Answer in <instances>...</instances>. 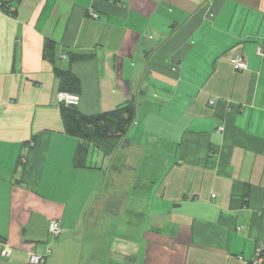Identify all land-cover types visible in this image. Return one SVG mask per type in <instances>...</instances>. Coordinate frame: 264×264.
Returning a JSON list of instances; mask_svg holds the SVG:
<instances>
[{
    "label": "crops",
    "instance_id": "obj_1",
    "mask_svg": "<svg viewBox=\"0 0 264 264\" xmlns=\"http://www.w3.org/2000/svg\"><path fill=\"white\" fill-rule=\"evenodd\" d=\"M262 43L264 0H0V264H248L264 235ZM56 68L86 115L136 103L118 148L91 146L82 167Z\"/></svg>",
    "mask_w": 264,
    "mask_h": 264
},
{
    "label": "trees",
    "instance_id": "obj_2",
    "mask_svg": "<svg viewBox=\"0 0 264 264\" xmlns=\"http://www.w3.org/2000/svg\"><path fill=\"white\" fill-rule=\"evenodd\" d=\"M53 50L54 43L47 41L45 57L52 62H54ZM70 59L71 62H75L84 59V57L71 55ZM55 74L60 82V92L79 96L80 81L71 70L60 71L56 68ZM60 114L66 134L82 141L75 158V165L82 167L91 146L97 148L105 146L108 153H112L118 148L120 143L118 141L124 138L135 121L136 103L135 100H131L115 110L96 115H86L78 106H67L62 103L60 104Z\"/></svg>",
    "mask_w": 264,
    "mask_h": 264
},
{
    "label": "built area",
    "instance_id": "obj_3",
    "mask_svg": "<svg viewBox=\"0 0 264 264\" xmlns=\"http://www.w3.org/2000/svg\"><path fill=\"white\" fill-rule=\"evenodd\" d=\"M91 15L95 18L98 17V15L95 12H91ZM257 54L260 57H264V43H262L257 50ZM232 65L234 66L235 70L237 71H247L248 70V64L245 61V59L241 55H233L231 58ZM58 102L59 104H65L67 106H78L80 103V97L78 95L69 94L60 92L58 94ZM213 104V103H212ZM221 131L224 130V128L220 129ZM49 234L51 235L52 239L60 236L62 232L61 223L59 220H52L49 223ZM2 240L0 239V243ZM50 253V251H49ZM1 255L3 257H9L10 252L8 247H5L3 251L1 252ZM46 261L45 256H40L38 254L32 253L30 258L31 264H44ZM248 264H264V235L263 239L257 248L253 258Z\"/></svg>",
    "mask_w": 264,
    "mask_h": 264
}]
</instances>
